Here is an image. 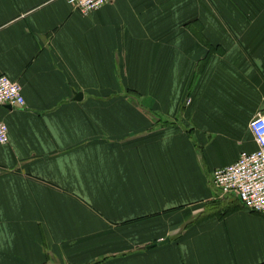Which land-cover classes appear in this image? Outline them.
Returning <instances> with one entry per match:
<instances>
[{"label": "crops", "instance_id": "obj_1", "mask_svg": "<svg viewBox=\"0 0 264 264\" xmlns=\"http://www.w3.org/2000/svg\"><path fill=\"white\" fill-rule=\"evenodd\" d=\"M0 76V264H264L212 182L257 149L264 0H0Z\"/></svg>", "mask_w": 264, "mask_h": 264}, {"label": "built area", "instance_id": "obj_2", "mask_svg": "<svg viewBox=\"0 0 264 264\" xmlns=\"http://www.w3.org/2000/svg\"><path fill=\"white\" fill-rule=\"evenodd\" d=\"M111 1L66 0L82 16L99 10ZM24 105L21 86L7 76H0V107L22 108ZM248 128L257 149L242 152L233 164L214 170L212 182L223 195H235L246 210L264 216V113L252 118ZM7 142L8 128L0 123V146Z\"/></svg>", "mask_w": 264, "mask_h": 264}, {"label": "water", "instance_id": "obj_3", "mask_svg": "<svg viewBox=\"0 0 264 264\" xmlns=\"http://www.w3.org/2000/svg\"><path fill=\"white\" fill-rule=\"evenodd\" d=\"M77 100L81 99V94L77 95L76 97ZM7 108H10V106H6ZM168 240H164L162 242H160L158 245H164L165 243H167Z\"/></svg>", "mask_w": 264, "mask_h": 264}]
</instances>
